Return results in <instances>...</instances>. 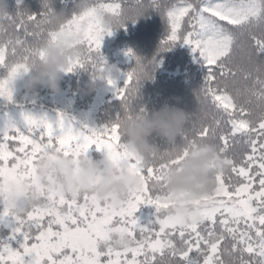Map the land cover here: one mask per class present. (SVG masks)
<instances>
[{"label": "snow or ice", "instance_id": "snow-or-ice-1", "mask_svg": "<svg viewBox=\"0 0 264 264\" xmlns=\"http://www.w3.org/2000/svg\"><path fill=\"white\" fill-rule=\"evenodd\" d=\"M71 4L60 30L81 36L83 56L70 58L65 72L111 70L100 52L112 30L106 27L109 17L119 18L127 10L135 22L149 9L160 13L167 23L160 51L179 41L198 54L206 75L197 95L202 91L219 113L194 117L184 136L212 137L226 166L215 173L210 191L174 197L163 185L154 187L166 165L143 167L122 141L119 114L96 127L75 124V117L64 111H58L55 122L23 112V126L12 122L0 131V189L9 183L35 184V163L49 150L78 156L93 145L136 171L143 184L119 206L87 192L69 196L37 185L42 203L19 214L0 197V264H264V60L259 59L264 0H136L129 6L90 0L83 9L75 0ZM46 12L0 13V101L5 105L16 103L14 82L38 51L34 42L55 39L54 31H39ZM133 81L131 70L122 85L106 78L122 102ZM237 137L243 151L230 143ZM144 205L151 208L141 216ZM177 205H190L195 216L173 215ZM112 230L125 235L127 244L114 246Z\"/></svg>", "mask_w": 264, "mask_h": 264}, {"label": "clouds", "instance_id": "clouds-1", "mask_svg": "<svg viewBox=\"0 0 264 264\" xmlns=\"http://www.w3.org/2000/svg\"><path fill=\"white\" fill-rule=\"evenodd\" d=\"M75 2L76 7L83 9L90 0ZM7 3L8 0H0V13L7 10ZM41 3L42 11L47 9V21L41 24L39 31H54L56 36L55 39L44 38L34 42L33 46L38 51L29 58L28 70L20 72L15 82L19 80L22 88L27 91L34 92L40 86L57 91L70 58L83 56L81 36L60 30V25L67 17L64 9L57 11L51 6V0H41ZM25 12L29 11L25 9ZM129 20L131 16L125 10L119 18L109 17L106 27L119 28ZM29 27L31 29L32 26ZM129 70L134 73V81L122 102V116L119 120L122 141L137 154L143 167L166 165L160 174L162 181L154 182V187L163 185L174 197L183 196L186 199L210 191L215 173L226 166L218 143L212 137L185 138V125L193 121V116L180 107L165 103L151 112L138 110L134 101L142 81L150 78L153 68L150 61L136 59L135 65ZM109 76L114 78L112 70L92 74L88 89L103 87ZM153 133L164 138L171 147L158 149L149 139ZM178 135L183 137L180 143H176ZM142 184L136 171L114 160L108 152H101L98 157L85 153L66 156L53 149L43 153L36 161L35 184L9 183L0 189V197H6L10 210L19 214L34 204L42 203L37 185L69 196L87 192L99 201H109L119 206ZM172 214L191 219L195 216V210L190 205H177ZM110 239L114 246H124L128 242L125 235L115 230H112Z\"/></svg>", "mask_w": 264, "mask_h": 264}, {"label": "trees", "instance_id": "trees-1", "mask_svg": "<svg viewBox=\"0 0 264 264\" xmlns=\"http://www.w3.org/2000/svg\"><path fill=\"white\" fill-rule=\"evenodd\" d=\"M105 2H123L126 6L134 5L136 0H105ZM147 4L149 0H141ZM51 6L57 11L71 8V0H51ZM27 9L30 13L42 11L41 0H8L7 10L15 14L18 10ZM167 34L166 20L154 9H149L145 14L132 20L126 21L125 25L111 30L102 40L100 52L105 58L106 67L113 71L117 85H122L125 73L131 69L136 59H142L151 63L153 71L150 78L142 81L138 90L137 99L134 104L138 110L151 112L163 104L175 105L192 114L194 117H202L205 114L209 119L217 113V109L210 98H205L201 91L206 68L193 53L187 44L177 42L174 47L167 51H160L162 40ZM131 49L132 53L128 54ZM264 60V53L259 55ZM219 76V71L217 72ZM92 73L86 68H76L71 72H63L59 90L53 91L47 86H40L34 92L24 90L21 82L17 80L14 87L16 102H24L23 95L31 93L35 95L37 106L46 107L55 111H64L74 116L80 124L89 126H102L110 123L119 114L122 116V101L117 98L115 90L106 82L103 87L88 89ZM230 80V78H229ZM18 105H5L0 101V110L8 109ZM29 105H32L29 103ZM191 122L186 123L185 132ZM150 141L157 145L158 149L170 148L164 138L153 133ZM183 137L178 135L176 143H180ZM236 141L230 143L235 145L236 151H243V144ZM100 154L95 153V157ZM151 206H145L144 211L148 213ZM144 216V215H143Z\"/></svg>", "mask_w": 264, "mask_h": 264}, {"label": "rangeland", "instance_id": "rangeland-1", "mask_svg": "<svg viewBox=\"0 0 264 264\" xmlns=\"http://www.w3.org/2000/svg\"><path fill=\"white\" fill-rule=\"evenodd\" d=\"M14 97H15V100L17 101L18 100L17 95ZM23 99H24V102H16L18 105L14 107H9L8 109L0 110V131L5 130L7 125L12 122L16 123L19 126H23V120H22L23 112H31L33 115H36V116H46L49 120L53 122L56 121L58 111L54 112L50 108L37 106L35 103V95H32L31 93H25L23 95ZM29 103H31L32 105H29ZM74 123L80 124V122L76 118H75ZM95 153L100 154L101 152L97 151L95 148V145H93L89 149L88 155L95 157ZM145 206L147 205L141 206V209L139 210V214L141 216L147 215V213H145L144 211Z\"/></svg>", "mask_w": 264, "mask_h": 264}]
</instances>
